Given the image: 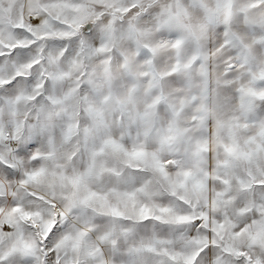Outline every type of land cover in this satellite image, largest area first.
I'll return each mask as SVG.
<instances>
[{
	"label": "snow or ice",
	"instance_id": "6c2138e0",
	"mask_svg": "<svg viewBox=\"0 0 264 264\" xmlns=\"http://www.w3.org/2000/svg\"><path fill=\"white\" fill-rule=\"evenodd\" d=\"M0 264H264V0H0Z\"/></svg>",
	"mask_w": 264,
	"mask_h": 264
}]
</instances>
